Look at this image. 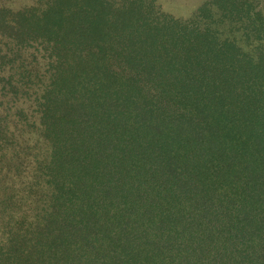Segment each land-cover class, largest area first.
I'll return each instance as SVG.
<instances>
[{
  "label": "trees",
  "instance_id": "16d2710c",
  "mask_svg": "<svg viewBox=\"0 0 264 264\" xmlns=\"http://www.w3.org/2000/svg\"><path fill=\"white\" fill-rule=\"evenodd\" d=\"M260 2L20 13L52 45V264H264Z\"/></svg>",
  "mask_w": 264,
  "mask_h": 264
},
{
  "label": "rangeland",
  "instance_id": "374dc122",
  "mask_svg": "<svg viewBox=\"0 0 264 264\" xmlns=\"http://www.w3.org/2000/svg\"><path fill=\"white\" fill-rule=\"evenodd\" d=\"M46 1L0 0V264H52V45L20 15ZM206 1L156 4L188 18Z\"/></svg>",
  "mask_w": 264,
  "mask_h": 264
}]
</instances>
